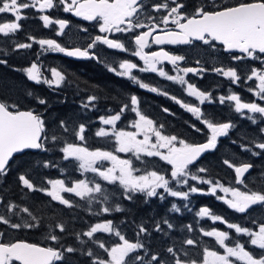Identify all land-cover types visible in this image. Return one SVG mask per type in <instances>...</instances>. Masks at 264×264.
Here are the masks:
<instances>
[{
    "label": "snow or ice",
    "instance_id": "6c2138e0",
    "mask_svg": "<svg viewBox=\"0 0 264 264\" xmlns=\"http://www.w3.org/2000/svg\"><path fill=\"white\" fill-rule=\"evenodd\" d=\"M56 8L83 21L95 22L100 34H89L86 43L81 46H68L56 39H38L28 35L30 43H15L10 46V50L5 49L0 55L9 57L11 53L32 49L35 43L40 46L41 52L61 53L68 58L104 62L107 71L115 76L127 78L139 89L162 95L185 109L204 126L198 127L196 123L189 125L194 132L204 136V141L189 142L177 135L165 134L163 123L141 111L140 100L136 94L123 98L119 94L116 98L109 97L119 99L118 109L106 106V114L97 117L99 124L103 126L98 127L93 135L97 138L114 139L115 152L132 153L135 161L143 165L138 167L133 160L121 159L113 151L87 147L89 128L86 123L59 118L48 124L39 109L21 110L18 100L0 98V181L8 176L17 155L22 156L28 150L48 152L52 150L48 147L51 144L53 148L59 146L58 150L64 161L75 162L76 170L81 175L93 173L110 185H118L122 190L120 195L128 201L140 194L145 204L150 202V198L164 201L169 196L190 203L192 195H211L235 213L248 214L250 209L258 206L264 214V179L259 180L258 187H249L246 182L249 180L246 174L255 167L253 163L235 154L222 161L235 173V184L243 185L245 190L225 186L211 176L206 178L200 175L209 173L210 170L198 165L205 153L217 149L218 139L227 137L236 125L231 121L221 122L214 113L203 112L199 105L211 103L212 93L200 90L186 77L191 73L203 79L205 73L213 72L228 78L233 84H238L242 79L238 69L215 66L208 68L201 59L195 60L199 67H181V62L187 60L186 54L171 53L163 48L159 51H145L152 44L198 47L195 42H199L200 45L207 46L205 51L209 59H216L215 52L219 45L224 53L230 54L229 59L232 61L259 60L261 66L251 67L250 74L244 76V82L255 80L257 83L254 87L249 86L247 91L264 101V0H239L235 4L227 3L226 0H0V37L9 38L19 33L22 30L21 21L29 18L25 13L29 9L41 13L38 18L43 22V27L58 25L55 35L67 36L66 29L70 28L71 21L53 19L50 15L43 14ZM5 14L10 19L5 20ZM80 31L89 33L88 28H81ZM115 33L128 34L127 39L134 47L129 48L117 37L110 38V34ZM101 46H106L113 52L130 53L143 64L141 66L126 58L118 62L115 59L109 60L112 53L105 52ZM35 55L37 59L30 62L29 66L14 70L22 71L29 81L38 85L44 84L50 89H59L65 84L68 79L65 71L51 67L47 69L50 76L45 75L42 71L43 65L39 62L40 53ZM165 62L172 66L171 71L175 75L165 71ZM0 65L11 66L8 58H0ZM134 70L157 74L182 86L187 96L195 98L199 105L177 98L160 87L151 86L134 74ZM24 96L35 101L37 105L44 106L47 111L49 104L46 98L33 90H26ZM100 99L97 92L87 94L81 97L79 107L82 111L96 110ZM218 100L220 104L234 102V111L242 117L245 115L244 110L258 114L259 121L255 115H247L246 118L254 125L264 124V105L255 101L242 102L241 96L234 93L221 95ZM162 111L175 115L166 107ZM126 112L134 113L136 117L130 125L134 131L117 127ZM231 143L236 144L237 141L232 140ZM238 146L241 151L254 157L264 155V127L258 126L257 135ZM154 157L171 166L170 176L154 166H149L150 162L145 158ZM104 162H110L111 166L105 167ZM36 163L45 169L58 166L50 160ZM60 171L63 173L64 169L61 168ZM31 173V165H26L18 173L17 180L22 189L42 192L51 201L58 202L69 210L85 207L93 217L125 211L121 203L113 202L116 193L106 190L95 178L77 179L69 184L66 179L45 180L36 177L38 186ZM260 175L264 177V172ZM198 185L208 187L204 189ZM185 187L187 190H181ZM218 192L223 195H218ZM62 193L74 194L84 204H78ZM189 203H185L183 207L189 208ZM93 205H99V209L95 210ZM34 209L42 214L36 215ZM168 211L180 213L181 207L177 203H171ZM196 215L224 223L227 229L234 230L237 236L247 237V240L242 242L234 239L228 231L201 228L204 237L215 238L219 248L223 250L221 253L202 246V242L194 237L177 240L170 236L176 225L163 216L159 220L151 218V223L143 219L139 223L134 221V239H129L112 219L85 222L82 229L74 226L70 228L69 221L62 215H48L35 202L20 204L0 194V264H74V260H79L81 256L87 259L80 261V264H264V219L258 221L252 218L253 227H246L228 221L208 206L200 207ZM183 228L193 232L194 225H185ZM9 230L43 231V238L48 243L42 246L25 240L4 242V238L10 234ZM154 233L169 237L172 243L164 241V246L159 251H153L149 240L155 238ZM98 234H108L117 240L109 244ZM69 237H72V243L67 242ZM246 245H250L255 251ZM95 249L102 250L104 255ZM197 249L201 251L197 252Z\"/></svg>",
    "mask_w": 264,
    "mask_h": 264
},
{
    "label": "trees",
    "instance_id": "16d2710c",
    "mask_svg": "<svg viewBox=\"0 0 264 264\" xmlns=\"http://www.w3.org/2000/svg\"><path fill=\"white\" fill-rule=\"evenodd\" d=\"M5 49H0L2 52ZM0 58H8L11 66L0 65V98H10L11 100H18L21 104L22 110L28 108L39 109L44 115V118L48 124H51L54 120L59 118H69L70 120H77L84 122L88 125V140L86 146L90 149L100 148L108 151H115V142L107 140V138H97L93 135L97 129L98 120L97 117L106 114V106L111 109H118L119 99H110L109 97L116 98L119 94L120 98L125 96L136 94L140 100V109L150 118L163 123L165 128L163 129L165 134L177 135L181 139H186L189 142L200 143L204 141V136L201 133L194 132L189 125L196 123L198 127H204L194 118L186 113L185 109H182L174 101L155 93H151L147 90H141L137 85L132 84L129 80L119 78L114 74L106 70L104 65L100 62L93 63L90 61L83 62H66L61 61L55 64L59 70H63L67 73V81L62 85L60 89H50L45 85L36 86L31 82L25 81L22 71L14 69H21L27 67L25 64V54L11 53L9 57L0 55ZM50 65L49 67H52ZM45 67V66H43ZM46 67V68H49ZM144 82L149 83L151 86H157L165 91H168L171 95H175L177 98L188 101L183 93H177L176 87L170 82L161 81L154 75L141 76ZM196 86L200 90H205L212 93V102H207L201 105L203 112L214 113L216 118L221 122L231 121L236 127L231 129L227 137L218 139L217 149L207 153L199 162V166L207 167L209 173H201L206 178L211 176L212 178L224 183L225 186H235L244 189L243 185H236L234 181V172L222 163L224 158H231L235 154L237 157L251 162L255 167L247 175L249 180L246 181L249 187L253 185L259 186V180L264 179L260 174L264 172V155L254 157L250 153L241 151L239 143L247 142L248 139L257 135V127H264V124L254 125L247 118L242 117L240 114L234 111L232 104L218 102V97L227 94V88H231V92L238 93L239 87L232 83H227L219 75L208 74L203 79H196L194 81ZM26 90H33L41 97L48 100L47 111L44 110V106H39L30 98L24 96ZM97 92L101 99L98 102L97 109L93 111H82L79 107L81 97ZM246 95L243 101H246ZM248 99V98H247ZM168 108L175 115H170L162 111L163 108ZM134 113L126 112L121 121L117 123L118 128H129L128 123L135 119ZM259 117L257 120L259 121ZM187 122V123H186ZM232 140L237 141L236 144L231 143ZM78 143V141H77ZM48 147L52 150L48 152H30L26 151L22 156L17 155L15 163L13 164L8 176L0 181V194L4 195L6 199H11L20 204H32L35 202L43 211H46L48 215L56 213L62 215L64 219L69 221V227L73 226L76 229H82L85 227V222L94 223L98 219H112L115 224L119 225L121 231L129 239H134V221L139 223L142 219L151 223V218L159 220L162 216L167 218L176 225V228L170 233L175 239L179 240L184 237H194L202 242V246H206L212 250L223 252L216 243L214 237H204L201 228L204 230H217L228 231L230 237L234 239H240L242 242L246 241L244 236H237L234 230L227 229L226 224L221 222H213L209 218H200L196 215V212L202 206H208L210 210L221 214L230 222L240 223L242 226L253 227L251 219L256 220L264 219L262 210L257 206L249 210L248 214L235 213L233 210L227 208L221 201L216 200L215 197L208 195H192L190 197V203L180 200L179 198L167 197L166 200L160 201L157 198H150V202L145 204L143 197L137 194L132 201L123 199L120 195L122 191L118 185H109L102 183L106 190L116 193V198L113 202H119L125 209L124 212H113L103 217H93L85 207H77L69 210L58 202L51 201V198L46 196L42 192H28L26 189H22L17 180L18 173L24 169L26 165L32 167V177L34 183L39 186V181L36 177H42L46 179H66L69 184L71 181L82 179V175L76 170L74 161H64L62 159V153L58 150V147L53 148L51 144ZM254 151H258L254 149ZM150 162V167H155L158 170L164 171L170 176L171 166L165 162L160 161L158 157L145 158ZM50 160L57 167L45 169L42 165L37 164V161ZM138 167H143L135 159H132ZM63 168L64 172L61 173L60 169ZM66 198L72 199L74 202L83 205L84 201H80L74 194L65 193ZM171 203H177L181 207L180 213L169 212L168 209ZM189 203V208H184L183 205ZM95 210L99 209V205H93ZM36 215H41V211H36ZM124 223H121V222ZM194 225L193 232H188L185 225ZM183 229V230H181ZM9 235L4 238V242L25 240L30 243H37L42 246L48 242L43 238V231L37 232L35 230H9ZM105 241L111 244L117 240L116 237L108 234H98ZM153 239L149 240V243L153 251H159L164 246V241L171 244L172 241L169 237H163L162 234L154 233ZM68 243H72V237L67 240ZM249 245H246V247ZM99 254L104 255L102 250L95 249ZM250 250L255 251L254 248ZM200 252L201 249H197ZM86 257L81 256L79 260H74V264H80V261L86 260ZM239 264V262H237Z\"/></svg>",
    "mask_w": 264,
    "mask_h": 264
},
{
    "label": "flooded vegetation",
    "instance_id": "af4514ba",
    "mask_svg": "<svg viewBox=\"0 0 264 264\" xmlns=\"http://www.w3.org/2000/svg\"><path fill=\"white\" fill-rule=\"evenodd\" d=\"M226 2L230 3V4H235V3L239 2V0H226ZM25 13L27 14V16L29 18L21 21L22 30L19 33H17L16 35L9 37V38L0 37V49L10 50V46H14V44L18 43V42H29L30 43L31 41H29L27 39L28 35L35 36L38 39L39 38L56 39L58 42H61L62 44H67L68 46H71L73 44H75L76 46H81L84 43H86V37L89 34H91L92 36L100 34L98 32V26L95 24V22L83 21L82 19H79V18L72 16L70 13H64L62 11V9H60V8L50 10V11L43 13V14H48L53 19H67V20L71 21L70 28L66 29V32H68L67 36H56L55 35V31L58 30V25H52L49 28L43 27V22L41 20H39V18H38L39 15H41V13H38L32 9L25 10ZM153 15H157V14L153 13ZM4 19L8 20V19H10V17L7 14H5ZM169 27H172V26L169 25ZM81 28H88L89 33H84L82 31H80ZM138 31H140V30H138ZM127 35L128 34L115 33V34H110V38L117 37L122 42H125L129 48H133L134 45L132 44V42L130 40L127 39ZM150 43H151V41H150ZM195 44H197L199 46L198 47H194V46H190V45H159L158 46V45L152 44L150 46V48L145 49V51L146 52L159 51L161 48H163L164 50L169 51L171 53L186 54L187 60L185 62H181V67H186V66H188V67H199V65H197L195 63L196 59H201V62L204 64V66L208 67V68L213 67V66H215L216 63H218V62H214L215 59H209V57L205 51L207 46L200 45L199 42H195ZM101 48L105 52H111L112 53V55L110 57H108L109 60L115 59L118 62L120 59L126 58V59H129L130 61L138 63L141 66L143 64V62L140 61L138 57H134L130 53H124V52H118V51L113 52V50H108L106 48V46H101ZM208 51H210V50H208ZM216 52H217V54L215 55V57L219 60V62L221 61V59H223V62H227V64L229 66L234 64L235 67H238V66L243 64V61H245L247 63V68H244V67L241 68L242 74H250V72H249L250 67L249 66L257 67V68H259L261 66V62L259 60L232 61L229 59L230 54L224 53L219 45H217ZM18 53L25 54V60H26L25 64L27 66L30 65V62L37 59V56L35 55V53H40L39 62L43 66H45L44 70H43L44 74L47 71V69L51 68V67H49L50 65H53L52 67H56L54 65L57 63H60L61 61H66V62L90 61L93 63H97V61L94 59H73V58H68L61 53L41 52L40 46L37 47L35 45V43H33L32 49L20 50ZM211 61H213L214 64H212ZM100 63H102L107 70L106 64L104 62H100ZM170 66L171 65L168 62H165L163 65L165 70L168 69V67H170ZM222 66H220V67H222ZM46 67H49V68H46ZM134 74L138 75L139 77L147 76V75H154L155 77H157L161 81H164V82L167 81L166 79L159 77L157 74H153V73H139L136 70H134ZM208 74H215V73H213V72L205 73L204 77ZM219 76L223 78V76H221V75H219ZM191 77H193L194 79ZM191 77L189 79V82H191V83H194V81L197 78L200 79V77H198V76H191ZM119 78H121V77H119ZM123 79H126V78H123ZM126 80H128V79H126ZM167 82H170L173 85H175L176 92L177 93H180V92L183 93L185 95V97L188 99V101H191L190 97L187 96V94L185 93V91L183 90L182 87L174 84L171 81H167ZM241 82L242 81H240V84H241ZM239 90L240 91L236 94L240 93L242 96V99H244V97L246 95L247 97H246L245 102L253 101V99L251 98V96H249V94L247 92H245L243 89H239ZM186 113L189 116H191L192 118H194L187 111H186Z\"/></svg>",
    "mask_w": 264,
    "mask_h": 264
},
{
    "label": "rangeland",
    "instance_id": "374dc122",
    "mask_svg": "<svg viewBox=\"0 0 264 264\" xmlns=\"http://www.w3.org/2000/svg\"><path fill=\"white\" fill-rule=\"evenodd\" d=\"M37 47H39V45L38 44H35ZM217 54V52H215V55ZM214 62H218V63H216L215 64V67H220V66H222V67H235V65L234 64H232V65H228L227 64V62H223V59H221V61L219 62V60L216 58L215 60H214ZM211 63L212 64H214L213 63V61H211ZM242 67H244V68H247V63L245 62V61H243V64L242 65H240V66H238V67H236L237 69H238V74H240L241 76H242V82H241V84H240V82L238 83V84H234V85H237L238 87H239V89H243L245 92H247L248 94H249V96H251V98L253 99V101H255V102H257V103H259V104H262V105H264V101H262V100H260L258 97H256L253 93H251V92H249V91H247V88L249 87V86H253L254 87V85H255V83H257L255 80H253V81H247V83H245L244 82V76H245V74H242V71H241V68ZM250 68H251V66H249ZM171 68H172V66H170V67H168V69H166L165 71H168L169 72V74H171V75H175L176 73L175 72H173V71H171ZM44 70V67H42V71ZM22 75H23V77H24V79H25V81L27 80L28 82H31L32 84H34V85H36V86H40V85H44V84H36L35 82H32V81H29L28 79H27V77H26V75L22 72ZM45 75H47V76H50V72H48V71H46L45 72ZM191 76H194V75H192L191 73H189L188 74V76L186 77V79H190V77ZM191 78H193V77H191ZM222 78V77H221ZM127 79V78H126ZM165 79V78H164ZM194 79V78H193ZM224 81H226L227 83H230L231 81L228 79V78H225V77H223L222 78ZM174 83V82H173ZM174 84H176V83H174ZM233 84V83H232ZM176 85H178V84H176ZM46 86V85H45ZM178 86H180V85H178ZM47 87V86H46ZM180 87H182V86H180ZM48 88V87H47ZM60 88H62V86L60 87ZM59 88V89H60ZM52 89H56L55 87H53ZM185 93H186V91H185ZM233 92H231V88L230 87H228L227 88V94L226 95H228V94H232ZM187 94V93H186ZM235 94V93H234ZM225 95V96H226ZM239 95L241 96V94L239 93ZM241 98H242V96H241ZM190 99H191V102H193L194 104H196V105H199V102L195 99V98H193V97H190ZM218 102H219V100H218ZM242 102H245V101H243L242 100ZM206 103V102H205ZM225 103H228V104H232V106H233V108H234V102H228V101H226ZM199 106H201V105H199ZM244 112H245V115L243 116L244 118H246L247 117V115H255L256 117H259L258 116V114H251V113H248L247 112V110H244ZM128 127L129 128H127V129H125V127H123V129L124 130H128V131H134V129H132L131 127H130V125H131V122H129L128 124ZM103 125H101V124H99V122H98V125H97V128L98 127H102ZM122 129V128H121ZM139 138H141L142 139V137H139ZM107 140H111V141H114V139H111V138H107ZM155 140V138L153 137V141ZM114 154H116V155H118L121 159H135L134 158V156L132 155V153H116L115 151H114ZM104 166L105 167H110L111 166V164H110V162H104ZM84 178H89V179H92V178H95L96 180H97V182H102V183H105V184H108L107 182H105V181H102V180H100V178L99 177H96L95 176V174H93V173H85L84 175H82V179H84ZM174 183V182H173ZM190 183H196V182H193V181H190ZM110 185V184H109ZM199 187H202V188H204V189H207V185H198ZM48 187H50V186H48ZM181 190H187L186 189V187L185 188H182ZM242 190V189H241ZM159 191H162V190H159ZM218 195H223V193H220V192H218L217 193ZM62 195H64L65 197L67 196L65 193H62ZM165 195H167V194H165ZM245 239H247V237H245ZM227 243V242H226ZM248 248H250L251 249V246L249 245V246H247ZM223 253V252H222Z\"/></svg>",
    "mask_w": 264,
    "mask_h": 264
},
{
    "label": "water",
    "instance_id": "95a60500",
    "mask_svg": "<svg viewBox=\"0 0 264 264\" xmlns=\"http://www.w3.org/2000/svg\"><path fill=\"white\" fill-rule=\"evenodd\" d=\"M21 110H22V109H21ZM28 151H30V152H34V151H38V150H28ZM208 153H209V152H208ZM206 154H207V153H205V154L200 158V160H201ZM200 160H199V161H200ZM199 161H198V162H199ZM250 171H251V170H250ZM234 175H235V173H234ZM247 175H248V174H246V176H247Z\"/></svg>",
    "mask_w": 264,
    "mask_h": 264
}]
</instances>
